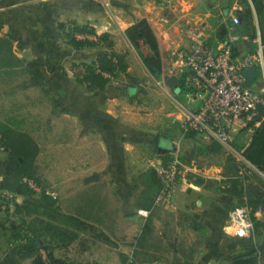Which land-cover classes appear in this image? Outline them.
I'll list each match as a JSON object with an SVG mask.
<instances>
[{"label":"crops","instance_id":"crops-1","mask_svg":"<svg viewBox=\"0 0 264 264\" xmlns=\"http://www.w3.org/2000/svg\"><path fill=\"white\" fill-rule=\"evenodd\" d=\"M258 1L260 13L253 0L0 1V38L11 42L9 71L25 74L9 78L12 86L3 95L9 101V126L30 133L37 141L38 173L46 184L45 193L57 201L60 212L103 232V238L97 240L102 241L98 243L107 256L98 260L89 255L91 259L76 262L113 263L108 245L112 236L107 230L117 214V264H121V255L131 258L133 264H231L232 256L251 252L260 255L264 264V193L253 189V179L245 183L247 193H256L263 200L254 237L239 238L226 231L239 199L228 189L234 176L226 162L215 161L213 156L226 155L231 160L233 156L220 144L222 149L213 151L215 141L186 130L181 113L177 116L181 117L179 136L174 130L154 132L144 125L143 117L131 111L122 84L110 82L103 91H90L77 81L80 70L75 68L102 54L115 53L126 55L129 71L138 68L140 61L150 71L148 46L142 41L136 46L148 50L139 58L126 34L142 20L149 23L157 39L161 78L165 68L177 63V54L189 48V31L203 32L208 44L217 48L232 16L240 19L239 47L248 51L249 46L263 42L264 0ZM77 27L83 31H74ZM103 35L108 41L102 40ZM172 76L177 77L174 88H181V75L170 72L167 79ZM177 93L183 94L181 90ZM263 121L233 133L237 151L246 150ZM138 146L153 147L159 161L168 159L176 149L186 157L187 147L203 146V167L191 160L200 175L190 174L188 183L176 190L169 203L154 202L147 215H141L139 211L145 209L134 205L135 196L146 189L142 185L135 190L140 174H133V186L128 182L130 170L150 165V159L134 156ZM14 163L0 146V181ZM94 173L98 180L88 181ZM150 193L156 197L157 189L151 187ZM113 196L120 200L114 210ZM1 197L8 200L9 207L0 211V264H16L18 248L8 229L22 222L13 203H21L23 197L9 193ZM18 264L33 263L28 258Z\"/></svg>","mask_w":264,"mask_h":264},{"label":"built area","instance_id":"built-area-1","mask_svg":"<svg viewBox=\"0 0 264 264\" xmlns=\"http://www.w3.org/2000/svg\"><path fill=\"white\" fill-rule=\"evenodd\" d=\"M239 25V17L232 16L227 35L217 48L208 44L203 32L189 31L191 44L177 54V63L171 72L181 75V91L185 92L186 104L177 102L183 116L182 126L226 149L240 166L233 178L240 179L245 186L254 175L264 179V173L234 148L233 133L264 120V114L260 115V108H264V43L254 41L256 45L251 51L237 50L242 39ZM249 68L258 71L252 81L244 76ZM184 157L176 149L167 162L154 167L162 185L155 198L156 204L169 203L176 190L188 183L190 174L200 175ZM24 181L37 194L43 191L33 180L25 178ZM244 201L231 213L227 229L236 237L253 238L255 222L262 209L253 210L248 203V193ZM139 213L147 215L148 212L140 210ZM240 228H245L246 235L238 234ZM259 258L262 262L260 255Z\"/></svg>","mask_w":264,"mask_h":264},{"label":"trees","instance_id":"trees-1","mask_svg":"<svg viewBox=\"0 0 264 264\" xmlns=\"http://www.w3.org/2000/svg\"><path fill=\"white\" fill-rule=\"evenodd\" d=\"M253 1L257 12L260 13L261 2ZM74 31L82 32L83 29L77 27ZM126 34L135 46H139L141 41L148 46L149 55L146 58V65L152 74H158L160 72L159 48L149 23L142 20L129 27ZM101 38L103 41H108L106 35ZM239 43L237 50H241ZM8 44L11 54V42ZM108 44L112 45L111 42ZM248 48V51H251L254 47L251 45ZM75 68L80 70L76 76L77 81L85 84L90 91L105 90L111 79L119 72L127 73L128 71L124 55L115 53L102 54L94 62L82 63ZM262 114H264V108H260V115ZM0 146L9 157L15 160L13 167L0 181V211L8 210L7 207H9L8 200L1 197L2 193L23 197L21 203H13L14 213L22 217V222L8 229L12 243L16 244L15 241L26 243L21 244L18 250L19 259L16 264L28 258L32 259L33 264H97L96 262H73L55 255L56 250L67 249L77 240L79 235L76 229L83 228L84 223L61 213L57 201L45 193L46 184L39 176L36 163L40 148L35 138L28 132L0 124ZM211 146L213 151L222 149L216 142H213ZM243 154L251 164L264 173V121L256 129L250 145ZM186 158L184 157V160ZM25 178L33 180L42 187L43 191L37 194L24 181ZM142 185L146 189L135 196L134 205L149 210L156 198L151 195L150 188H156L158 193L162 187L161 181L154 170L146 171L136 180L135 190L140 189ZM229 185L228 189H231L239 199L238 206L244 204V196L248 190L243 182L238 178H232ZM262 201L261 196L255 193L248 194V203L254 211L262 206ZM256 225H259L258 221ZM121 264H133V261L128 256L121 255ZM231 264H261V261L258 254L251 252L232 256Z\"/></svg>","mask_w":264,"mask_h":264},{"label":"rangeland","instance_id":"rangeland-1","mask_svg":"<svg viewBox=\"0 0 264 264\" xmlns=\"http://www.w3.org/2000/svg\"><path fill=\"white\" fill-rule=\"evenodd\" d=\"M1 1V0H0ZM7 38H0V124L4 125H10L11 124V117H9V101L6 96L4 95V92H8L9 88L12 85H9V78L12 76H20L23 77V73H17L13 74L9 71L10 66L13 63V58L10 54L9 44H8ZM137 56L140 58H143L145 53L148 51L145 48H138L135 46ZM149 52V51H148ZM126 55H124L125 57ZM126 62H129L127 57L125 58ZM171 69L165 68L164 70V78L161 72L158 74H152L150 71H147L146 69H143V64L140 61V64L138 68L136 67L134 70H128L127 73H121L119 72L116 77L111 79V82H114L115 84H122L123 87V93L126 95L129 106L132 108V112L136 113L138 116H141L144 118V125H146L151 130H157L161 129L163 131L165 130H174L178 136L180 134V121L177 117L180 116V110L179 105L177 102L181 104H186L185 99V92L183 94H178L175 91V88L170 87L167 83V76L170 74ZM125 81V83H123ZM183 120V117H182ZM155 132V131H154ZM145 148L144 146H138L136 150L133 151L134 156H137L139 159H150L151 163L149 162V166L145 167L147 169L146 171L154 170L155 166H158L162 163H165L167 160L162 159L160 161L157 160V155L155 154V151L152 149ZM184 154L186 155V163L191 165V160H195V164L199 165L200 167H203V163L201 164L203 160V146H197V147H187ZM230 156V155H229ZM226 157V158H225ZM190 158V159H189ZM234 158V157H233ZM224 160L226 163V169L229 173L233 174V176L238 173V167L239 163L234 158L233 160L230 159V157H227L226 155L223 157L221 154H216L213 156V160L215 161H221ZM145 169L142 168H135L134 170L129 171V185L133 186V174H142ZM139 175V176H140ZM254 184L253 189L259 190L264 193V179L261 178L259 175L252 176ZM118 185V184H117ZM114 189V186H113ZM253 195V193H251ZM256 194V193H255ZM250 197V196H249ZM264 198V197H263ZM118 197H112L111 203L113 210L116 209V207L120 204ZM263 202V201H262ZM262 209V206L260 207ZM117 214H113L114 220L112 223L111 230L108 229V233H110V236H112L111 241L112 243L108 244L113 251V263H118V251L115 250L116 245H119L120 241V231H119V225L117 222ZM77 230V231H76ZM75 231L79 235L77 240L69 246L66 250L59 249L55 251V255L58 254L63 259H67L73 262H76V260L79 259H101L104 258V256H107L102 243L99 244L98 241H100L103 238V232L99 229H94L93 227L84 226L83 228H77ZM100 239V240H97ZM95 240V241H94ZM12 242V241H11ZM94 242L95 244H92ZM102 242V241H100ZM16 248L20 250L21 244L19 241H15ZM14 244V243H13ZM90 249V252H89ZM88 252L84 254V257L81 255L84 253V251ZM19 254V251H18ZM90 255V257H89ZM88 256V257H85ZM107 258V257H106ZM108 262V261H107ZM117 262V263H116ZM110 263V262H108Z\"/></svg>","mask_w":264,"mask_h":264},{"label":"water","instance_id":"water-1","mask_svg":"<svg viewBox=\"0 0 264 264\" xmlns=\"http://www.w3.org/2000/svg\"><path fill=\"white\" fill-rule=\"evenodd\" d=\"M258 74L257 69L255 68H249L244 72V76L247 80L252 81ZM167 83L169 84L170 87H175L177 84V77L176 76H172L170 78L167 79ZM181 90L180 87H176L175 91L179 92ZM98 174L94 173L92 174L87 180L88 181H95L98 180Z\"/></svg>","mask_w":264,"mask_h":264},{"label":"clouds","instance_id":"clouds-1","mask_svg":"<svg viewBox=\"0 0 264 264\" xmlns=\"http://www.w3.org/2000/svg\"><path fill=\"white\" fill-rule=\"evenodd\" d=\"M245 227H247V225H246ZM226 231H229V233L231 234V231H232V230H230V229H226ZM238 234H239L240 236H244V235H246V230H245V228H240L239 231H238Z\"/></svg>","mask_w":264,"mask_h":264}]
</instances>
